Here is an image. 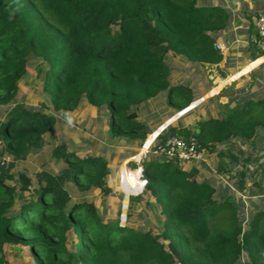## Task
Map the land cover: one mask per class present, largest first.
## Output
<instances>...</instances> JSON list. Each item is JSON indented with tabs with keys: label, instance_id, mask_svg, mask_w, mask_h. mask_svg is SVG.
Segmentation results:
<instances>
[{
	"label": "trees",
	"instance_id": "16d2710c",
	"mask_svg": "<svg viewBox=\"0 0 264 264\" xmlns=\"http://www.w3.org/2000/svg\"><path fill=\"white\" fill-rule=\"evenodd\" d=\"M232 23L231 11L217 0H0V105L8 106L0 122V264H264V197L263 207L243 226L239 200L224 184L220 190L210 180L198 181L196 166L185 170L152 153L140 168L141 156L132 166L123 165L126 200L149 192L164 216L157 234L104 223L92 201H75L62 186L71 184L79 196L92 188L109 192L105 157H80L57 145L51 156L61 175H37L33 189L25 173L19 174V189L12 171L42 148L57 114L74 111L83 99L106 114L105 135L112 144L119 138L145 139L149 125L138 119L142 106L163 92L177 112L195 99L191 85L170 81L167 54L206 72L223 61L216 43ZM263 54L256 48L253 59ZM31 55L44 61L39 75L48 114L16 101ZM254 96L249 91L229 101L218 115L198 121L190 134L209 153L222 146L220 155L229 142L256 145L258 129L264 130V98ZM177 131L169 125L157 141ZM150 143L147 139L142 148ZM229 154L219 170L238 164L240 173L230 179L239 177L244 190L247 172L240 160L250 156ZM257 185L256 196L264 192ZM28 188L31 196L24 193Z\"/></svg>",
	"mask_w": 264,
	"mask_h": 264
},
{
	"label": "rangeland",
	"instance_id": "374dc122",
	"mask_svg": "<svg viewBox=\"0 0 264 264\" xmlns=\"http://www.w3.org/2000/svg\"><path fill=\"white\" fill-rule=\"evenodd\" d=\"M166 61L170 66L171 74L170 81L180 84H189L198 87V82L204 84L205 78L202 77L201 72L195 70L196 68L188 64L182 57L175 56L172 53L167 54ZM44 67V61L33 55L29 56L27 63L26 74L18 81V90L16 93V101L25 104L26 106L37 109L43 113H50L49 101L43 91V83L40 78V71ZM202 77V78H201ZM237 81V80H235ZM206 82V81H205ZM232 82V81H231ZM230 82V83H231ZM238 82V81H237ZM236 82V83H237ZM228 83V84H227ZM223 93L232 94V97H237L240 94L238 85L230 86L227 82ZM229 85V86H228ZM232 90L230 91V89ZM216 91V88H215ZM228 91V92H227ZM236 93V94H235ZM163 104V105H162ZM165 93H161L158 98L151 100L146 106L147 110H153V114L147 115L144 107L139 109L138 119L144 120L147 125L158 119V115L166 108ZM196 105V103L194 104ZM168 106V105H167ZM8 106L0 105V122L3 120V113ZM163 128V127H162ZM162 128L158 129L149 138L145 139H125L119 138L116 144H112L105 135L108 129L106 114L101 110L92 107L88 104L86 99H83L79 106L71 112L57 114V121L53 129L45 135V143L42 148L33 150L28 155L24 165H16L12 171L19 180V174L25 173L31 178L32 189L37 186V175H43L47 171L49 175L55 178L60 176L62 170L59 166L53 165L51 152L57 145L64 144L68 151L74 152L80 157L86 156H102L108 161L110 172L105 176V183L110 188L109 192L104 189L92 188L86 192L80 193L78 190H72L73 186L69 183L62 186L70 189L75 195V201L89 200L92 201L104 223L117 222L121 226L134 228L138 231H151L154 234L160 232L163 225L164 216L160 214L158 206L155 204V199L149 192L132 193L128 195L125 186L121 184V172L123 165L132 166L134 163L132 158L137 155L140 149L145 146L147 139L152 142L160 133ZM259 142V141H258ZM3 142L0 139V162L3 163ZM135 151H133V149ZM231 147V150L229 149ZM222 146L218 147L216 151L209 153L205 152V159L199 162H192L190 167H184L185 170H190L193 166L199 169L196 178L198 181L210 180L218 188L227 187L228 193L235 195L239 200V214L242 218V224L245 226L246 220L257 209L262 206L261 199L264 197V192L260 195L257 183H260L264 188V174L261 173V168L264 167V145H247L240 141H235L231 146V142L227 143L222 149L224 155H220ZM237 154L238 151H245L246 157L250 159L244 161L241 158L242 164L246 165L245 188L239 187L238 179H230L233 172L240 173L241 167L236 163L228 165V172H222L219 167L222 163L227 164L230 161L229 153ZM136 152V153H134ZM133 157H129L130 155ZM134 154V155H133ZM142 156V155H141ZM259 160L261 164L257 161ZM8 164V162H7ZM6 164V165H7ZM5 165V166H6ZM261 166V167H260ZM141 167V162L139 163ZM248 169V170H247ZM3 170L0 168V173ZM124 179V177H123ZM8 183H14L13 180L8 179ZM18 188H21L20 180L18 181ZM27 196H31V189H24ZM36 197V195H35ZM244 261L247 259L244 255ZM10 260L13 259L9 255ZM28 260V259H26Z\"/></svg>",
	"mask_w": 264,
	"mask_h": 264
},
{
	"label": "crops",
	"instance_id": "0c3cea01",
	"mask_svg": "<svg viewBox=\"0 0 264 264\" xmlns=\"http://www.w3.org/2000/svg\"><path fill=\"white\" fill-rule=\"evenodd\" d=\"M210 1L214 2L215 0ZM217 1L222 2L224 6L231 11L233 16L231 28L224 33L222 38L218 39L219 42L227 44V49L223 51V61L217 65L207 67L205 69L206 72L195 69L201 72V76L205 78L206 82L204 81V84L198 82V87L191 85L195 91V99L192 104L180 112L171 109L165 104L166 108L160 112L158 119L149 123V133L146 138H149L162 127L160 133L166 131L169 125H175L178 131L186 130L189 132V129L195 130L198 121L206 119L209 114L218 115L219 108L225 109V106L229 101L234 100L237 97H242L249 93V91L254 94V97L257 99L264 98V54L253 59V51H256L257 48L255 44L257 34V30L254 29L255 20L257 16L264 11V0ZM249 24H252L250 32L248 31ZM253 80L255 84L254 88ZM227 82H231V87L238 85V87L233 88H240V94L237 97H232L231 93H223V90L227 87V85L225 86ZM231 90L232 88L230 91ZM195 103L196 105H194ZM143 107L148 116L155 114L153 113V110L150 109L148 111L146 106H142L141 108ZM258 130L261 135L260 140H258L259 142L257 141V143L262 147V145H264V130L261 128ZM158 135L156 137H158ZM189 135H191L190 132ZM135 150L133 149V151ZM140 154L141 152L139 151L137 155L133 154L134 157L131 156L132 154H129V157H133L132 159H138L139 156H141ZM141 160L142 156L139 163ZM190 164L191 162H187L181 165L187 168L190 167ZM120 174L124 177V169Z\"/></svg>",
	"mask_w": 264,
	"mask_h": 264
},
{
	"label": "built area",
	"instance_id": "2783aa9c",
	"mask_svg": "<svg viewBox=\"0 0 264 264\" xmlns=\"http://www.w3.org/2000/svg\"><path fill=\"white\" fill-rule=\"evenodd\" d=\"M255 25L257 27L255 44L259 50L264 51V11L257 16ZM216 47L224 51L227 49V44L217 41ZM156 141L157 137H155L147 149L143 151L141 154L142 158L152 153L160 158L166 157L180 164L187 162L195 163L205 159L206 150L201 147L198 140L193 135H189L188 139H184L175 134L169 136L165 141ZM120 181L121 184H123V176Z\"/></svg>",
	"mask_w": 264,
	"mask_h": 264
},
{
	"label": "water",
	"instance_id": "95a60500",
	"mask_svg": "<svg viewBox=\"0 0 264 264\" xmlns=\"http://www.w3.org/2000/svg\"><path fill=\"white\" fill-rule=\"evenodd\" d=\"M254 29L257 30L256 25H255V28H254ZM177 135H178L179 137L184 138V139H188V137H189V132L186 131V130H179V131L177 132Z\"/></svg>",
	"mask_w": 264,
	"mask_h": 264
},
{
	"label": "bare ground",
	"instance_id": "6f19581e",
	"mask_svg": "<svg viewBox=\"0 0 264 264\" xmlns=\"http://www.w3.org/2000/svg\"><path fill=\"white\" fill-rule=\"evenodd\" d=\"M147 148H142L141 150H140V152H141V154L143 153V151H145Z\"/></svg>",
	"mask_w": 264,
	"mask_h": 264
}]
</instances>
